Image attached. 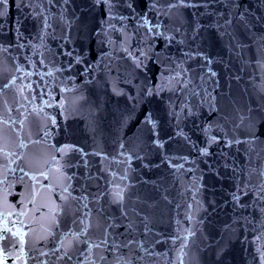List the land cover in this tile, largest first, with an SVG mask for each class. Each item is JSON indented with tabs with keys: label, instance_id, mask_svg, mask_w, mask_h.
Instances as JSON below:
<instances>
[{
	"label": "water",
	"instance_id": "obj_1",
	"mask_svg": "<svg viewBox=\"0 0 264 264\" xmlns=\"http://www.w3.org/2000/svg\"><path fill=\"white\" fill-rule=\"evenodd\" d=\"M108 9L0 5L5 264H264V0Z\"/></svg>",
	"mask_w": 264,
	"mask_h": 264
},
{
	"label": "snow or ice",
	"instance_id": "obj_2",
	"mask_svg": "<svg viewBox=\"0 0 264 264\" xmlns=\"http://www.w3.org/2000/svg\"><path fill=\"white\" fill-rule=\"evenodd\" d=\"M98 3H105L107 5H109V11H111V6L116 2V0H97ZM178 2L180 4H186L187 0H178ZM7 0H0V5L6 4ZM176 4H171L170 7H175ZM145 23H150L147 20H145ZM159 25H153L152 27H158ZM151 30V28L149 29ZM193 39H195V36L193 37ZM212 75L215 76L216 73L212 72ZM8 85H5V87H7ZM59 151L64 152L65 149H59ZM207 150L205 149V152ZM21 171H23V169H21ZM41 175L45 176V179H47V175L44 173H41ZM65 192L68 191L67 188L64 189ZM117 196L122 200L123 197L117 193ZM59 199H66V197H59ZM60 209V206L57 204L55 205L51 210H50V218L48 219L46 226L42 227V230L44 232H46L48 234V237H54L55 236V232L53 231L54 228L59 227V222L56 218V211ZM21 215H27V213H21ZM75 223V221H73ZM81 224H84V221L81 220L80 221ZM88 227H90V225H86L84 228H82L79 232H75V231H71V229L69 230L71 232V239H68L67 236H65L63 239L60 240L59 242V246L56 248V251L59 252L61 249H63V253L61 256L57 257L58 260H64L65 258L67 259V261H71L73 259V256L70 255L69 253L72 252L75 248L76 243H87V241H81V235H86L87 234V230ZM5 233H10L13 237H16L20 246V251L23 252L24 249V245L26 243L25 237L27 235V233H25L22 229L17 228L15 231L12 230V228L8 227V220L5 218L3 220V226L0 227V240H5L7 239V236H5ZM47 237L41 236L40 239H46ZM65 240H67V244H65ZM107 244V237H105L104 240H102L100 243L94 244V245H90V248L94 247V248H100L102 245ZM0 253H2V249H0ZM41 255H46V253H41ZM20 256H17L16 259H20ZM103 259V257H102ZM0 264H5V259L3 258V255L0 254ZM91 264H95V261H91ZM116 264H120V261H117ZM126 264H131V261H127Z\"/></svg>",
	"mask_w": 264,
	"mask_h": 264
}]
</instances>
